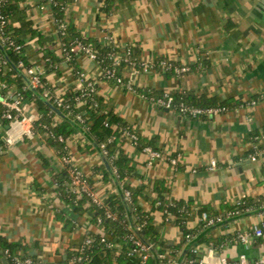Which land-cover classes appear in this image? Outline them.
Here are the masks:
<instances>
[{
    "label": "crops",
    "instance_id": "obj_1",
    "mask_svg": "<svg viewBox=\"0 0 264 264\" xmlns=\"http://www.w3.org/2000/svg\"><path fill=\"white\" fill-rule=\"evenodd\" d=\"M19 5L36 31L24 35L23 55L35 67L45 68L47 53L62 56L52 8L47 0H20ZM66 19L86 40L131 47L146 61L174 58L191 69L179 77L161 69L150 73L125 69L123 77L132 82L135 91L98 82V94L107 109L139 139L151 142L148 147L161 158H152L122 138L123 151L132 163L126 166L120 183L109 172L100 147L85 127L79 126L86 135L77 130L69 137L67 154L96 193L106 202L124 195L123 186L142 189L138 204L158 229L164 243L161 257H171L168 246L185 243L174 264L190 244L187 254L198 249L196 257L204 264H219L221 259L236 264L243 254L254 264L264 256V238H252L247 246L238 239L260 224L264 213L202 224L205 213L220 216L247 198L264 197V0H133L114 5L111 13L105 11L104 0H76L68 7ZM79 63L87 79L101 76L96 62L82 55ZM45 81L57 95L77 93L81 88L65 61L56 71L47 72ZM2 86L0 82V94ZM144 90L163 95L183 91L199 102L215 98L242 104L214 117L192 119L156 106L143 96ZM24 107L28 115L40 114L33 102L26 101ZM80 108L84 113L83 103ZM63 121L60 118L59 124ZM2 134L0 237L29 247L21 254L33 257L35 264H58L90 234L104 235V228L92 221L96 215L90 216L89 199L83 206L86 213L80 214L58 191L56 177L63 178L68 168L56 147H49L38 135L29 138L16 133L9 139L7 132ZM88 145H94L95 151ZM172 158L178 159L177 166L170 162ZM212 161L217 163L214 170L210 169ZM158 181L169 191L168 199L183 203L189 211L185 222L194 233L190 239L174 219L167 221L162 212L153 210L151 201L157 197L154 187ZM59 212L74 223L72 229L64 228Z\"/></svg>",
    "mask_w": 264,
    "mask_h": 264
},
{
    "label": "trees",
    "instance_id": "obj_2",
    "mask_svg": "<svg viewBox=\"0 0 264 264\" xmlns=\"http://www.w3.org/2000/svg\"><path fill=\"white\" fill-rule=\"evenodd\" d=\"M76 0H47L55 19L58 21L60 27V46L63 50L62 56L59 57L56 52L50 51L46 54V60L44 67L47 72L56 71L58 64L65 61L73 69L74 75L78 80H82L81 88L77 93L64 94L61 96L63 106L58 107L55 93L52 91V96L47 100L54 107L62 112V114L75 122L78 126L85 128L86 132L94 140L97 146L101 147L106 145L107 155L106 158L110 162L113 169L116 171V176L120 183L124 181V172L126 166L132 163V160L127 157L123 151L122 136L125 131H132L127 125L121 124L113 115V113L107 109L106 103L102 97L98 94V82L107 81L113 84H117L116 78H123V81L127 83L128 79L123 77L124 70L131 68L129 62L124 61L125 55L123 52L112 45L102 46L92 40H86L82 38L81 34L76 32L73 25L66 19V11L68 7ZM133 0H104V9L107 13H111L114 5L118 3H127ZM20 0H0V14L4 17L5 26L2 37L0 38V45L4 49V52L0 49V82L2 83V92L0 94V100L8 98L12 100L18 93L22 94L26 101L33 102L37 105L38 111L41 114V118L35 122L34 131L36 135L41 136L46 141L49 147H56L58 155L62 159L67 156V143H60L57 137L63 136L66 141L77 129L72 126L69 120H64L57 126H52V121L55 118V113L46 106L36 94L29 89L25 78L17 71H21L28 80L31 75L27 73V69L35 67L30 64L27 58L24 57L25 49V34H36L33 29L32 23L26 17V11L20 7ZM12 41L17 45L23 47V51L17 52L14 48L9 46V42ZM92 48L97 52L101 66L106 73L108 70L115 68L116 77L108 78L107 75H103L98 79L92 80L83 78L84 71L80 67L79 58L83 54L78 50V44ZM44 44V43H43ZM133 49V48H132ZM8 60L5 57V54ZM120 57L121 61L118 66L114 65V57ZM133 60H140L135 54L132 56ZM22 63V65H21ZM139 69V68H138ZM167 75L171 76L173 73L168 72ZM89 82H94V90L87 88ZM42 96L43 89H36ZM147 99L155 102L159 98L163 97L162 93L150 92L148 90L141 91ZM176 100L183 98L189 105L201 108L219 107L226 110H230L237 105H240L241 101L228 100L225 102H219L215 98L202 99L200 102L193 96L183 91L174 94ZM256 100V99H254ZM253 100V101H254ZM80 102L85 106L84 113L80 108ZM233 102V103H232ZM5 108L0 104V119H2V125L4 129L7 128L10 121L3 119ZM82 114L83 122L77 119V116ZM109 122L110 126H106V122ZM5 145L4 136L0 135V148ZM151 142L148 143L142 139L138 140V148L144 150L146 147L151 146ZM90 150L95 151L94 145H88ZM67 169V166L64 165ZM70 180L69 174L63 176V178L56 177L58 185V191L62 194V198L68 204L77 208L80 214L86 213L87 209L83 206L87 200L86 197L78 198L75 194L69 191L68 183ZM125 189L130 190L128 187L123 186ZM131 191V199L127 201V207L122 200V197L117 195L110 198L105 202L104 207H97L92 205L90 216L96 215L92 218V221L104 228V235L90 234L86 239H93L91 244L85 245L84 243L76 250H69L67 252V258L59 262L58 264H174L178 259L182 249L185 245L184 242L170 245L171 257H161L160 250L164 243L159 239V232L156 226L153 225V221L150 215L143 211L138 204L139 197L142 196V189H135ZM154 192L157 197L154 198L151 203L153 210L160 211L164 214L167 221L174 219V222L180 226L181 231L186 239L188 236L192 237L193 232L188 230L185 222V217L188 214V210L185 209L183 203L168 199L169 191L165 187V184L161 181L156 182ZM264 197L260 199H245L243 205L233 206L221 213L220 216H214L208 214V219L217 217L224 218V221L228 217H234L243 213V209L251 207L253 210L262 209ZM110 210L117 215L116 220L108 219L106 217V210ZM58 219L64 223V228L72 229L74 223H72L64 213H58ZM102 220L100 223L99 220ZM203 225H208V220L202 221ZM106 241H102V238ZM141 241L143 244L149 246L148 259L145 261L137 253V246L134 241ZM29 247L22 246L20 244L11 243L5 238L0 237V256H3L9 264H15V258L19 257L21 252L27 250ZM9 250V256L5 252ZM33 258V257H32ZM34 264L36 263L35 259ZM192 260H198V257L188 253L182 264H191ZM193 264H199L197 262Z\"/></svg>",
    "mask_w": 264,
    "mask_h": 264
},
{
    "label": "built area",
    "instance_id": "obj_3",
    "mask_svg": "<svg viewBox=\"0 0 264 264\" xmlns=\"http://www.w3.org/2000/svg\"><path fill=\"white\" fill-rule=\"evenodd\" d=\"M56 25L58 28V32L60 34V27L58 25V21L55 19ZM5 20L4 17L0 14V38H3V31L5 26ZM4 39V38H3ZM9 46L14 48L17 52H22L23 47L21 45H17L14 42L10 41ZM78 50L83 52V57H87L88 59L96 62L98 66L101 68L102 73L101 76L107 75L108 78H114L116 77V69H110L106 73L104 72L101 61L99 60L98 54L96 51H94L92 48L83 46L81 43L78 45ZM118 48V47H117ZM123 54L125 55L124 61L129 62L132 66L131 68L136 71H141L143 73H150L153 70L161 69L163 72L168 73L171 72L175 76H182L185 74H188L190 72V67L184 64L178 63L174 58L167 59L163 58L159 61H146L144 59H140L137 61L132 59V56L135 55V52L131 47L126 48H119ZM62 50V49H61ZM63 52V50H62ZM114 65L118 66L120 64V57L115 56L114 58ZM22 65V63H21ZM139 68V69H138ZM27 73L31 75L30 78V85L34 89L42 88L43 89V95L46 100L52 96V91L47 85L45 81V77L47 74V71L43 67H31L27 69ZM83 78H86V74L83 73ZM100 76V77H101ZM117 84L121 86H125L129 91H135L134 86L131 81L125 83L123 81V78H116ZM80 83L82 80H78ZM28 85V84H27ZM29 89L30 86L28 85ZM87 88L91 89V91L94 90V82H89L87 85ZM185 93V92H184ZM62 95L55 94L56 102L58 107L63 106V101L61 99ZM82 103V102H80ZM0 104L5 108L3 119H7L10 121L9 125L6 129H4L2 125V119H0V135H3L2 133L7 132L9 135V139L13 137V134L19 133L23 137H29V138H35L36 133L34 131V124L41 118V114H38L37 116L28 115L25 112V98L22 94L18 93L12 100L5 98L3 100H0ZM156 106L164 109H168L171 111L177 112L182 117H188L192 119H201L206 117H214L217 115H220L228 110L224 108L219 107H209V108H200L195 107L193 105L187 104L185 101H183V98H180L179 100H176L173 93L171 91H167L164 93L162 98H159L155 101ZM257 104V101H252L251 105L255 106ZM56 107V108H58ZM77 119L81 122H83V116L82 114L77 116ZM60 117L58 115H55V118L52 121V126H57L59 124ZM106 126H110L109 122H106ZM87 126H85L86 128ZM122 138L130 141L133 145L137 146L139 137L134 134L132 131H125L123 133ZM5 140V139H4ZM58 142L65 143L66 139L63 136L57 137ZM8 141V140H7ZM103 155L106 157L107 150L106 145L103 144L100 147ZM146 153H148L152 158H161V154L158 151L153 150L151 147H146L144 149ZM252 160H256V156L252 157ZM63 164L67 166L68 168V174L70 176V180L68 183V189L70 192L75 194L77 197H86L90 200L92 205H95L97 207H104L105 202L103 199L96 193L93 186L90 184L88 178L85 176L83 171L74 163H72L69 155L67 154L66 157L62 158ZM170 162L172 165L177 166L178 165V159L172 158L170 159ZM217 166V163L215 161L211 162L210 169L214 170ZM116 173V171L114 170ZM124 197L126 201L131 199V191L128 189H125L124 191ZM244 202H242L240 205H243ZM262 209H264V202L262 204ZM261 210V209H260ZM256 210H253L251 207L243 209V213L239 214H245L250 213ZM263 214V213H262ZM106 217L108 219L116 220L117 215L110 211L109 209L106 210ZM203 220H208L209 225H214L217 223H220L223 221L222 217H217L215 219H208V215L205 213L202 216ZM99 222L101 223L102 220L100 219ZM104 237V236H103ZM191 237L188 236V239ZM252 238H264V218L260 224H257L254 226L252 231L247 233H241L238 237L241 243L244 245H248L250 240ZM93 239L88 238L85 240L84 244H91ZM102 241H106L105 237L102 238ZM134 244L137 246V253L142 257L143 260H147L149 256V251L151 248L145 244H143L141 241L135 240ZM198 249H192V255L197 256L198 255ZM7 256H9V250L5 252ZM14 261L15 264H34V260L32 257L23 254H20L19 257L15 258ZM199 263L204 264L203 261L198 260H192L190 263ZM219 264H231L226 259H221ZM236 264H251L248 260L247 256L245 254L241 255L239 261ZM254 264H264V256H262L259 260H257Z\"/></svg>",
    "mask_w": 264,
    "mask_h": 264
},
{
    "label": "water",
    "instance_id": "obj_4",
    "mask_svg": "<svg viewBox=\"0 0 264 264\" xmlns=\"http://www.w3.org/2000/svg\"><path fill=\"white\" fill-rule=\"evenodd\" d=\"M0 49L4 52V49L2 48L1 45H0ZM4 54H5V53H4ZM5 57H6V59L8 60V57L6 56V54H5ZM17 71H18V72H19V73L25 78V80L27 81V84L30 86V89L36 94V96H37V97H38V98H39V99H40V100H41L46 106H48V107L51 109V111H52L53 113H55L56 115H58L60 118H62V119H64V120H69L68 118H66V117L62 114V112H61L58 108L54 107L51 103H49L44 97H42V96L37 92L36 89H34V88L30 85V81L28 80V78H27L24 74L21 73V71H19L18 69H17ZM69 122H71L72 126L75 127L78 131L83 132V133L86 135V133L83 131V129H81V128H80L75 122H72L71 120H69ZM98 150H99V149H98ZM99 152H100L101 155L104 157V160H105V163H106V166H107L109 172H111L112 175H113V177L116 179V175H115V173H114L112 167L108 164V162H107L105 156L103 155L101 149L99 150ZM121 197H122V200L124 201V203H125V205H126V207H127V201H126V199H125L123 193H121ZM260 213H264V209L256 210V211H253V212H250V213H245V214L239 215V216H237V217L248 216V215H255V214H260ZM191 245H192V244H190V245L187 247L186 251L181 255V257H180L178 263H176V264H182V261H183V259L185 258V255L187 254V252H188L189 248L191 247ZM0 264H9V263H8V261H7L5 258H1V257H0Z\"/></svg>",
    "mask_w": 264,
    "mask_h": 264
}]
</instances>
